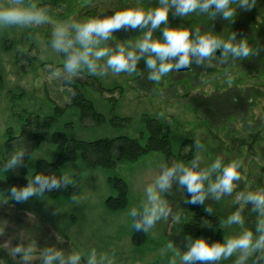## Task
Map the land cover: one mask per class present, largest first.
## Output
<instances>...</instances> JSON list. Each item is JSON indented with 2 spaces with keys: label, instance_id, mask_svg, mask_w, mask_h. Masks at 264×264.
<instances>
[{
  "label": "rangeland",
  "instance_id": "obj_1",
  "mask_svg": "<svg viewBox=\"0 0 264 264\" xmlns=\"http://www.w3.org/2000/svg\"><path fill=\"white\" fill-rule=\"evenodd\" d=\"M158 1L0 0V264H190L182 173L191 152L207 182L202 211L222 231L216 264H264V0ZM211 34L222 57L203 59L197 45ZM177 43L189 50L190 74L176 73ZM69 82L105 123L81 119ZM144 117L168 128L169 169L151 152L110 170L61 165L77 196L51 198L33 182L38 161L58 159L53 134L143 142ZM30 124L43 139L22 184L14 160ZM115 178L128 186L119 212L106 207ZM136 214L147 224L141 247L131 241Z\"/></svg>",
  "mask_w": 264,
  "mask_h": 264
},
{
  "label": "trees",
  "instance_id": "obj_2",
  "mask_svg": "<svg viewBox=\"0 0 264 264\" xmlns=\"http://www.w3.org/2000/svg\"><path fill=\"white\" fill-rule=\"evenodd\" d=\"M2 80L3 74L0 70V84ZM71 83H68L74 88L71 106L80 111L81 119H90L99 125L105 123L104 116L96 111L92 101L86 99L81 86ZM99 89L106 92V89L102 87ZM113 90L107 91L113 92ZM143 124L147 132V137L143 142L140 139L127 137L83 142L68 139L61 133L53 134L52 141L56 146L58 159L55 163L45 160L38 161L33 182L37 183L40 190L51 198L71 197L77 196L80 189L77 186H69L61 173L60 166L66 163H75L82 159L94 167L110 170L120 160L135 162L148 153L158 152L170 165L174 154L167 132L168 128L160 120L152 117H144ZM36 125H39V121ZM31 128L32 124L25 126L22 132V137L27 141V151L22 157L14 160L15 165H20L19 176L22 184L25 182L26 161L41 146L43 139V135L40 133L42 127L37 126L35 130ZM141 137L144 138V134H141ZM184 159L188 162V167L182 173L184 194L192 213L190 221L185 225V231L190 241L189 261L190 264H216L222 247V231L218 219L202 211V198L207 191V182L199 165L194 161L193 153L187 154ZM109 180L113 182L118 196L107 199L106 207L112 212L123 211L128 206V186L119 178ZM131 241L135 247H141L147 242L146 222L141 214H136L133 218Z\"/></svg>",
  "mask_w": 264,
  "mask_h": 264
},
{
  "label": "water",
  "instance_id": "obj_3",
  "mask_svg": "<svg viewBox=\"0 0 264 264\" xmlns=\"http://www.w3.org/2000/svg\"><path fill=\"white\" fill-rule=\"evenodd\" d=\"M216 48L215 54L221 56V48L219 42L216 40L215 35L211 34L206 36L199 46V54L203 58H207L213 53V49ZM171 52L175 59V66L178 72H186L188 67L184 64L183 59L187 54V47L184 44H177L172 47Z\"/></svg>",
  "mask_w": 264,
  "mask_h": 264
},
{
  "label": "flooded vegetation",
  "instance_id": "obj_4",
  "mask_svg": "<svg viewBox=\"0 0 264 264\" xmlns=\"http://www.w3.org/2000/svg\"><path fill=\"white\" fill-rule=\"evenodd\" d=\"M199 2H200V4H203V5H209V6H213V7H215V4H216V2H217V0H199ZM158 4H165V3H167V4H169V2H168V0H159L158 2H157ZM172 4H175L176 6H178L179 8L181 7V8H185V7H192L193 5H195L196 4V2H195V0H176L175 2H173L172 1ZM146 5V4H145ZM85 6V5H84ZM257 12H258V14H261V16H262V18H264V7L263 6H261V5H258L257 6ZM122 17L124 16V15H127L128 16V14H125V13H121L120 14ZM262 24H263V21H262ZM206 36H203V37H201V40H199L200 41V43L197 45V50H198V53H199V46H200V44L202 43V40L205 38ZM200 39V38H199ZM264 39V37H262V38H259V40H263ZM177 44H180V43H177ZM177 44H174L172 47H174L175 45H177ZM220 45V44H219ZM172 47H171V49H172ZM263 49H264V47H263ZM216 48H214L213 49V53H212V55H210L209 57H212L213 55H216L215 54V52H216ZM200 55V54H199ZM171 56H172V61H173V63H174V67H175V70H176V73H178V74H183V75H185V74H190L191 72H192V68L188 65L189 63H188V61H189V50H188V48H187V54H186V56H185V58L183 59V62H184V64L185 65H187V67H188V69H187V71L186 72H178L177 71V69H176V66H175V59H174V57H173V54H172V52H171ZM217 56V55H216ZM263 56H264V51H263ZM209 57H207V58H209ZM222 57V50H221V56H220V58ZM207 58H203V59H207Z\"/></svg>",
  "mask_w": 264,
  "mask_h": 264
},
{
  "label": "crops",
  "instance_id": "obj_5",
  "mask_svg": "<svg viewBox=\"0 0 264 264\" xmlns=\"http://www.w3.org/2000/svg\"><path fill=\"white\" fill-rule=\"evenodd\" d=\"M164 163H165V165L162 166L164 169H169V168L171 167V164L168 165V164L166 163L165 159H164ZM182 180H183V176H182ZM183 188H184V181H183ZM183 192H184V191H183ZM146 225H147V224H146Z\"/></svg>",
  "mask_w": 264,
  "mask_h": 264
}]
</instances>
